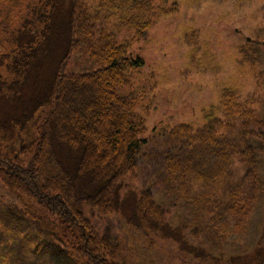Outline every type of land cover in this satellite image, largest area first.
I'll use <instances>...</instances> for the list:
<instances>
[{"label":"trees","instance_id":"1","mask_svg":"<svg viewBox=\"0 0 264 264\" xmlns=\"http://www.w3.org/2000/svg\"><path fill=\"white\" fill-rule=\"evenodd\" d=\"M157 1L100 0L88 14L90 0H0V185L21 200L2 208L51 243V263L34 258L30 264H124L86 211L99 218L117 212L123 180L134 175L151 139L159 147L151 155L159 183L190 203L195 218L212 222V242H236L249 229L263 189L250 140L264 151V119L253 103L226 90L202 110L201 128L160 127L147 139L148 108L143 103L136 111L138 99L116 92L131 70L145 65L126 55L153 24L154 9L174 10ZM99 19L136 34L118 42L95 26ZM80 44L96 68L71 72ZM239 50L241 61L255 64L247 45ZM130 211L142 233L174 238L168 211L149 187L134 196ZM13 255L11 247L3 252Z\"/></svg>","mask_w":264,"mask_h":264},{"label":"rangeland","instance_id":"2","mask_svg":"<svg viewBox=\"0 0 264 264\" xmlns=\"http://www.w3.org/2000/svg\"><path fill=\"white\" fill-rule=\"evenodd\" d=\"M99 1L87 3L88 14L94 13ZM160 4L174 10L159 13L154 9L157 16L153 24L131 43L126 55L128 59L141 58L145 65L131 70L129 83L116 89L120 97L141 102L136 111L143 103L144 109L148 108L143 112L146 131L142 137L157 135L160 127L186 124L193 130L201 128L202 110L219 102L226 90H232L240 102L251 101L264 119V45L260 43L264 42V0H158L156 5ZM94 24L105 27L118 42L136 34L113 20L99 19ZM248 39L253 42L248 43ZM245 45L255 56L254 65L241 61L239 49ZM68 68L83 72L96 65L88 63L80 44ZM250 144L255 149L263 189L246 235L236 242L232 237L220 244L212 242V222L195 218L190 203L177 193L168 194L159 183L151 156L159 147L153 139L138 157L134 175L123 180L117 212L104 218L86 212L124 264H264V151L255 139ZM250 171L249 182L254 178ZM148 187L155 202L168 211L172 239L142 233L131 218L134 196ZM2 188L0 185V264H30L34 258L51 263L50 240L37 237L17 217L3 212V205H19L21 200ZM195 229L198 235L194 239L191 231ZM9 247L14 250L13 258H3ZM55 261L61 257L56 256Z\"/></svg>","mask_w":264,"mask_h":264}]
</instances>
